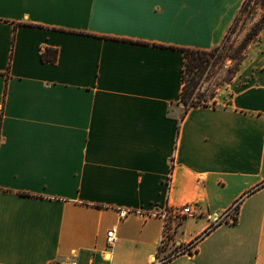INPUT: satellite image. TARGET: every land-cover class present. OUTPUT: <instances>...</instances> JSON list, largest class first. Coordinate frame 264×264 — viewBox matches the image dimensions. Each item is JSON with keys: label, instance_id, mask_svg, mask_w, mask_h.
I'll return each mask as SVG.
<instances>
[{"label": "crops", "instance_id": "1", "mask_svg": "<svg viewBox=\"0 0 264 264\" xmlns=\"http://www.w3.org/2000/svg\"><path fill=\"white\" fill-rule=\"evenodd\" d=\"M245 1L0 0V264H264V29L225 106L181 101Z\"/></svg>", "mask_w": 264, "mask_h": 264}, {"label": "trees", "instance_id": "2", "mask_svg": "<svg viewBox=\"0 0 264 264\" xmlns=\"http://www.w3.org/2000/svg\"><path fill=\"white\" fill-rule=\"evenodd\" d=\"M243 24L247 22V19H250L251 21L254 20L251 27L247 30V33L243 37L242 41L234 47V43H231L230 46H228V42L230 41V38L232 34L236 31L238 25L244 18ZM246 20V21H245ZM264 29V0H246L243 4L239 14L237 15L233 25L229 29L227 35L225 36V39L223 43L210 50V51H199V50H192V49H185V62H184V73H183V91L181 94V101L185 105L186 109H189L193 106H210L206 103H203V101L195 95L196 91V84L193 81H189L190 84H188L187 81V74H190L194 71H206L208 64L210 63V60L207 58L208 56H215L216 53L226 51L229 52V59L233 62H236L235 68L233 69L235 71V74L233 78L237 75V73L240 70L241 65L245 61L248 55L249 47L255 43L261 32ZM49 52V51H48ZM48 52H45L43 54V60L55 62L57 59V52H55L54 56L50 58L48 56ZM231 79V81L233 80ZM231 83V82H230ZM196 101H193L195 100ZM237 219H235V222ZM195 242V241H194Z\"/></svg>", "mask_w": 264, "mask_h": 264}, {"label": "rangeland", "instance_id": "3", "mask_svg": "<svg viewBox=\"0 0 264 264\" xmlns=\"http://www.w3.org/2000/svg\"><path fill=\"white\" fill-rule=\"evenodd\" d=\"M245 16L238 25L236 31L232 34L228 46L234 43V47L239 45L243 37L247 33V30L251 27L254 20L247 19L246 24L244 22ZM246 21V20H245ZM220 51L215 56H208L210 60L206 71H194L187 74V81H193L196 84L195 95L201 99L203 103L210 106L222 107L225 106L231 99L233 87L230 85L235 71L236 62L229 59L228 55L231 51ZM193 101H196L193 100ZM170 238V237H169Z\"/></svg>", "mask_w": 264, "mask_h": 264}, {"label": "built area", "instance_id": "4", "mask_svg": "<svg viewBox=\"0 0 264 264\" xmlns=\"http://www.w3.org/2000/svg\"><path fill=\"white\" fill-rule=\"evenodd\" d=\"M235 207L229 210V214L234 211ZM125 214V213H124ZM157 214V213H156ZM158 214L163 219V238L162 240H167L169 237L175 232L179 223H181L185 217H193L194 212L192 210L191 205H185L181 207L169 206L166 209L158 212ZM222 221V217H215L213 219L214 224H219ZM116 241V230L112 229L108 232V242L109 244H113ZM195 242H191L190 244L183 247L178 252H187L190 251ZM69 264H76L75 262H71Z\"/></svg>", "mask_w": 264, "mask_h": 264}]
</instances>
